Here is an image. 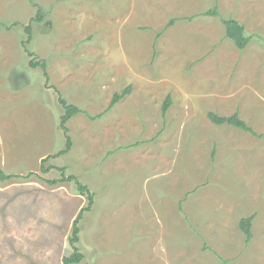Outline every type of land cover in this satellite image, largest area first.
<instances>
[{"label":"rangeland","instance_id":"374dc122","mask_svg":"<svg viewBox=\"0 0 264 264\" xmlns=\"http://www.w3.org/2000/svg\"><path fill=\"white\" fill-rule=\"evenodd\" d=\"M0 166V264H63L77 181L75 264H264V0H0Z\"/></svg>","mask_w":264,"mask_h":264},{"label":"trees","instance_id":"16d2710c","mask_svg":"<svg viewBox=\"0 0 264 264\" xmlns=\"http://www.w3.org/2000/svg\"><path fill=\"white\" fill-rule=\"evenodd\" d=\"M206 15H215L216 14V6L213 7L212 9L206 11L205 13ZM36 19L40 20L42 18V12L41 10L38 9V11L36 12ZM173 22V21H170ZM223 25L225 28V36L230 38L235 46L239 49H242L245 47V45L250 41V37L248 35L245 34L244 31V27L242 24H240L238 21L232 19V18H227L224 19L223 21ZM25 31L28 34V39L30 40L31 36H30V28L29 25L27 27H25ZM29 54H31L29 52ZM45 62H41L39 63V67H41L43 70H45ZM31 65L36 64L33 60L30 62ZM45 74V73H44ZM129 90V87H127L125 90H123L122 92L118 93L115 92L111 102L109 104V106L107 107L106 111L108 109L111 108V106L118 101L120 98H122ZM59 102L62 105V108L64 110L63 114L60 116V120H59V126L61 128V130L65 133V146H64V150L61 151V153L66 152L67 150H69V148L71 147V140L69 135H67V127H66V121L72 117L73 115H75L77 112H79V109L72 104H68L66 103V101L63 98H59ZM170 103V97L167 96V98L165 99L163 105H162V110L163 113H165L166 109L168 108ZM207 117L210 119L211 122L215 123V124H228V125H232L235 126L237 128L242 129L243 131H252V129L246 124V122H244L242 119L239 118V116L237 115V113H234L232 115L229 116H221L218 115L214 112L208 111L207 112ZM42 166V165H41ZM44 171H46L45 168L41 167ZM13 175L12 174H8L2 170L1 166H0V181H6L7 179L11 178ZM69 178H74L73 176L68 177ZM49 182H56V180H49ZM77 184V188L79 189V191L84 194L86 193L87 198H88V208L91 206V204L93 203V194L92 192L87 190V187H85V185L81 184L79 181L76 182ZM87 208V209H88ZM181 208V206L179 207V209ZM85 210H87L86 208L81 209L78 213H77V217L74 219L73 224H72V233L71 236L69 237V243L71 244L73 250L71 253H69L68 255H64L62 257V261L63 264H75L81 261V259L83 258V254L79 251L78 247L75 246V242L78 240V232H79V227H78V220L82 217L81 212H83ZM253 219V215H249L246 217H242L239 221V228L242 230V232L246 235V240H248L252 234H251V221ZM222 264H226V260H222Z\"/></svg>","mask_w":264,"mask_h":264}]
</instances>
